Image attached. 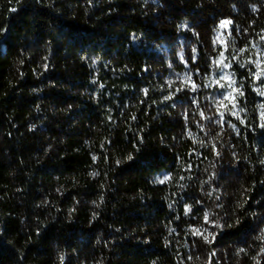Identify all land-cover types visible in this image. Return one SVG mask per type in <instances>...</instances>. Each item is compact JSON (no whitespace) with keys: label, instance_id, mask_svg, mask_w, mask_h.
<instances>
[{"label":"trees","instance_id":"1","mask_svg":"<svg viewBox=\"0 0 264 264\" xmlns=\"http://www.w3.org/2000/svg\"><path fill=\"white\" fill-rule=\"evenodd\" d=\"M262 125L264 0H0V264H264Z\"/></svg>","mask_w":264,"mask_h":264},{"label":"snow or ice","instance_id":"2","mask_svg":"<svg viewBox=\"0 0 264 264\" xmlns=\"http://www.w3.org/2000/svg\"><path fill=\"white\" fill-rule=\"evenodd\" d=\"M222 24H224L225 22H221ZM262 126H264V125H262ZM166 179H167V177H166ZM161 183H163L164 181H160ZM205 239H207V237H205Z\"/></svg>","mask_w":264,"mask_h":264}]
</instances>
